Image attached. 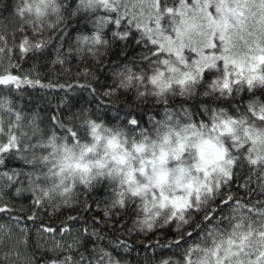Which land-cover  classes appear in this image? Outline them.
Listing matches in <instances>:
<instances>
[{"label": "snow or ice", "instance_id": "6c2138e0", "mask_svg": "<svg viewBox=\"0 0 264 264\" xmlns=\"http://www.w3.org/2000/svg\"><path fill=\"white\" fill-rule=\"evenodd\" d=\"M0 264H264V0H0Z\"/></svg>", "mask_w": 264, "mask_h": 264}]
</instances>
